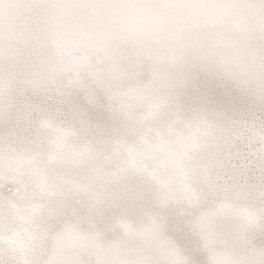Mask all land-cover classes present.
Returning a JSON list of instances; mask_svg holds the SVG:
<instances>
[{"label":"snow or ice","instance_id":"6c2138e0","mask_svg":"<svg viewBox=\"0 0 264 264\" xmlns=\"http://www.w3.org/2000/svg\"><path fill=\"white\" fill-rule=\"evenodd\" d=\"M0 264H264V0H0Z\"/></svg>","mask_w":264,"mask_h":264},{"label":"clouds","instance_id":"9594fccd","mask_svg":"<svg viewBox=\"0 0 264 264\" xmlns=\"http://www.w3.org/2000/svg\"><path fill=\"white\" fill-rule=\"evenodd\" d=\"M234 2H235V3H240V4H242V3L245 2V0H234ZM241 11H243V10H241Z\"/></svg>","mask_w":264,"mask_h":264}]
</instances>
